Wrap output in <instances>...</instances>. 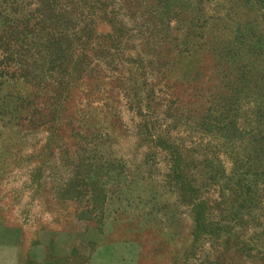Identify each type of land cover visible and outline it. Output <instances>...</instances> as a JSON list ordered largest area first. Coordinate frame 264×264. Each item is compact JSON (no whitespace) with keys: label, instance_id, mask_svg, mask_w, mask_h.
I'll use <instances>...</instances> for the list:
<instances>
[{"label":"rangeland","instance_id":"374dc122","mask_svg":"<svg viewBox=\"0 0 264 264\" xmlns=\"http://www.w3.org/2000/svg\"><path fill=\"white\" fill-rule=\"evenodd\" d=\"M155 1L0 0V201L143 263L264 264V0Z\"/></svg>","mask_w":264,"mask_h":264},{"label":"crops","instance_id":"0c3cea01","mask_svg":"<svg viewBox=\"0 0 264 264\" xmlns=\"http://www.w3.org/2000/svg\"><path fill=\"white\" fill-rule=\"evenodd\" d=\"M27 205L0 201V264H148L139 261L143 250L138 252L136 242L132 249V242L124 246L116 238L101 241L98 235L91 244L86 237L59 230L54 208L47 218V211L34 206L26 210Z\"/></svg>","mask_w":264,"mask_h":264},{"label":"trees","instance_id":"16d2710c","mask_svg":"<svg viewBox=\"0 0 264 264\" xmlns=\"http://www.w3.org/2000/svg\"><path fill=\"white\" fill-rule=\"evenodd\" d=\"M207 3H209V0H198L194 9H196V11L199 13L200 10H204L207 8ZM151 7L154 9V12L160 13L164 9L168 10L170 8V3L168 2V0H156L154 5H152ZM170 11H172V10H170ZM198 13H196L195 16H197ZM193 29H195L194 25H193ZM183 43H188V42L184 41ZM196 50L197 49H194L193 45L189 46L188 48H184L182 51L179 50L178 59L180 60V62L178 63V68H177L178 72H181V70H184V67H183V69H181L182 68L181 61L185 60V59L192 60V58L194 57V55L196 53ZM185 68H191L192 71L196 70V74H198V71L201 69V66L189 65L187 63V64H185ZM185 72H188V70H186ZM162 79L166 83L167 89H171L173 87L174 84H173V82L170 81V78L167 79L165 76H163Z\"/></svg>","mask_w":264,"mask_h":264}]
</instances>
